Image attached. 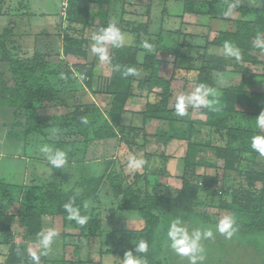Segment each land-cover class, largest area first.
I'll use <instances>...</instances> for the list:
<instances>
[{
  "label": "trees",
  "instance_id": "16d2710c",
  "mask_svg": "<svg viewBox=\"0 0 264 264\" xmlns=\"http://www.w3.org/2000/svg\"><path fill=\"white\" fill-rule=\"evenodd\" d=\"M107 1L67 0L63 19L68 24L81 27L82 30L96 32L99 28L108 25L105 17ZM88 3H94L97 8L91 18H88L86 8ZM202 5L206 6L207 3ZM189 6L187 7L186 4L184 10L188 13H195L192 9L194 5L190 3ZM250 13L247 9H239V15L234 22V31L221 32L209 43L219 50L203 57L195 83L196 86L203 83L217 94L218 111L199 108V113L206 116L208 126L222 128L224 120L221 121L218 118L221 116H231L242 124L236 129L225 130L226 137L218 145L193 141L191 139L192 125L195 122H189L186 128L174 127L175 118L168 109L173 72L164 71L166 64L155 59L152 54L145 58L146 62L150 63L148 83L152 89L158 88L160 92L155 95L154 102H146L144 111L141 113L142 121L143 123L147 121L167 123L169 129L160 128L149 135L144 128L122 126L121 118L126 113L125 106L134 92L132 88L134 75L125 76L123 72L129 67L136 69L138 49L135 45L121 48L109 47L110 62L108 63L111 65V74L95 76L92 69L93 61L88 62L93 36H83L77 42L64 44L61 49L62 55L80 61L74 66L71 74L84 77L81 80V87L85 92L89 93L90 98L104 95L110 98L111 102L107 111H102L91 101L77 103L70 107L66 114L59 116H39L32 111L36 106L58 102L59 89L56 88L54 81L58 75L55 64H48L38 55L31 58H13L3 49L0 61L8 66L11 84L6 83L3 75L0 74V107L14 110L13 116L24 120V122H15L14 127H20L22 130L10 131L8 138L23 141L33 136L34 140L40 141L41 139L42 143L67 153L66 167L73 166L78 155L88 154L89 149L97 143L112 140L116 141L118 146L123 147L122 150L125 146L126 150L136 157H138L137 151H144L143 157L146 163L142 171L129 174L126 172L128 162L126 153L128 152L124 150L118 158L99 159L106 161L104 172L97 178L85 181L86 187L74 185L70 190L62 187L61 181L58 184L55 177L52 182L50 180L46 183L48 184L46 186L24 187L0 182V246H9L0 264H33L31 259L33 251L26 246L27 240L38 238V233L43 231L42 221L55 217L62 219L63 227L69 225L74 228L78 227L72 248V254L76 260L57 261L45 255L41 256L40 264H89L90 262L80 260L83 242L90 248L98 244L104 248V252H99L102 262L105 258L119 259L126 251L131 250L134 255L146 260L147 264H168L169 262L173 264L171 261L175 259L177 264H183L182 261L186 258L179 256L171 248L168 250V263L159 258V236L164 221L158 214V208L164 199L157 190L158 187L150 190L154 184L152 185L149 180V177L172 176L177 162H181V175L179 176L181 189L177 192L174 207L186 213L190 218L183 221L191 225L187 227L189 231L194 229L193 226L202 227L194 217V209L201 206L215 208L219 213V220L226 215L233 216L235 233L264 234V155L251 148V140L254 136H264L263 129L257 127L256 123V117L264 111V47L256 46L257 38L260 44L264 45V13L259 11L254 17ZM116 26L122 33L139 35L146 32V24L140 22L137 24L128 22L121 25L116 24ZM226 41L240 50L241 59L239 61L225 56L223 45ZM157 43L159 45L155 53H175V48L162 45L160 38ZM97 58L99 59L98 56ZM117 65L120 66L119 71L114 70ZM214 72L237 73L243 78V82L238 86L217 88L212 81ZM64 73L70 74V71ZM256 77L261 78L259 83L254 82ZM144 83L146 82L140 81L138 87L143 86ZM135 91H138V88ZM174 105L175 103L173 107ZM28 110H31L30 114H27ZM82 118H86L88 122L82 123ZM212 119L213 121H210ZM49 135H53V139H49ZM173 142H180L181 157L176 156L175 153L170 155L165 153L166 148ZM210 157L213 158L212 163H209ZM79 159L83 160L82 157ZM81 160H79L80 163L83 162ZM40 161L46 162V159ZM242 163L245 164L243 169L241 168ZM197 167L213 168L223 176V179L231 174L238 175L239 179L243 180V184L232 191L222 186L217 189L214 178L208 184L205 181L199 184L201 177L195 174ZM256 183L261 184V188H256ZM14 189L18 190V194L22 191L27 198L19 206V218L24 228L23 241L19 243L13 242L10 237L16 215L9 210L6 211V208L8 209L16 198L12 195ZM207 192H211L213 198L208 196ZM102 193L115 207L117 213L136 212L143 219V227L138 230H129L123 226L113 232L119 234L118 246L113 239L109 241L108 233L103 232L101 223L91 216L94 211L91 203L95 202ZM71 198L75 199V206L79 208L81 215L89 217L83 226L67 219V213L62 206ZM85 204H87L86 208ZM202 214L199 218L204 217ZM209 218L205 217L206 224ZM64 237L66 234H63ZM123 239L125 243L122 245ZM140 239L148 244L146 253L135 252V243ZM114 246H117L116 249L119 252ZM66 248V244L62 243L59 253L65 254ZM59 253L56 258L60 257ZM205 260L206 256L198 264H206L207 260Z\"/></svg>",
  "mask_w": 264,
  "mask_h": 264
},
{
  "label": "rangeland",
  "instance_id": "374dc122",
  "mask_svg": "<svg viewBox=\"0 0 264 264\" xmlns=\"http://www.w3.org/2000/svg\"><path fill=\"white\" fill-rule=\"evenodd\" d=\"M190 3L194 5L192 9L195 13H188L184 10V6L187 4V7H190ZM200 3H207V5L203 6ZM61 5L60 0H0V54H2L4 49L13 58H31L34 55H38L48 64H55V70L58 75L54 78V81L56 88L59 89L58 102L55 104L49 103V105L42 104V106H36L32 111L39 116L64 114L75 104L81 102L89 103V101L98 105L102 111H107L110 107L111 99L104 95H97L90 98L89 93L85 92L83 87H81V76L74 73L71 74L74 66L79 64L80 61L70 56H63L61 52L64 44L77 42L83 36L92 37L96 32L82 30L81 27L73 26L64 21V11ZM232 5H235V7H231ZM86 6L88 18H91L96 13L97 8L94 3H88ZM242 8L249 10L251 16L254 17L259 11L264 13V0H141V2H138V0H108L105 5V17L108 23L115 22L121 25L122 23L128 22H132V24L140 22L146 24V32L143 34L134 35L123 33L126 38H130L131 40L125 46L135 45L138 49L136 73L132 81L134 92L126 106L127 111L125 114L126 117L123 120V126L132 125L134 127L144 128V131L149 135L160 128L169 129L167 123H163L162 125L158 122L147 123L149 122L147 121L143 123L142 121L141 113L144 111L146 102H154L156 100L155 95L160 92V89H152L148 83L150 75L148 66L150 63H147L145 58L152 54L155 59L161 60L166 64L164 71L173 72V79L170 84L171 98L168 101V109L170 110V114L175 118L174 127L186 128L189 122H195L192 125L193 133L191 139L195 142H207L210 145L220 144L226 137L225 130L241 127V122L231 116L218 117L220 118L219 120H224L222 128L208 126L206 116L201 115L199 109L195 108L187 109L188 114L184 117L177 116L173 104L181 92L189 93L196 87L195 83L199 76V68L203 57L215 50H219L209 43L221 32L234 31V22L239 15V9ZM158 38L161 39L162 45H168L170 48L174 47L175 53H155L159 45L157 43ZM145 41L153 46L151 52L146 51L142 47V43ZM90 49L88 62L93 61L92 69L94 75L109 76L112 71L111 65L108 62H101L97 58V55L92 52V46ZM67 71H70V74L64 73ZM0 74L3 75L4 81L10 85L8 66L1 61ZM260 80V77L254 78V82L256 83H259ZM140 81H145L146 83L138 87ZM212 81L217 88H227L240 85L243 82V78L233 72H214ZM137 88L138 91H135ZM30 113L31 110H28L27 114ZM132 114L138 115V118L135 119ZM13 115L14 110L0 107V181L14 186H46L48 184H43V181L47 180L42 175L37 176L34 167L26 164L19 157H14L15 155L23 156L26 153L28 157L34 159L37 156H34L35 154L33 153H40L42 143L40 142L41 139L40 141L38 139L34 140L33 136L23 141L8 138L10 131L18 132L22 130L20 127H14L15 122H24L23 118H17ZM210 121H213V119ZM262 129L264 131V128ZM52 136L49 135V139H53ZM28 140L30 145L26 147L29 143L27 142ZM68 140L70 139L68 138ZM112 146H114V141L97 143L96 146L89 149L88 154H80L78 155V159H75L76 162L74 163H77L81 160L79 158L82 157L83 160L81 161H89L87 165L65 166V168L57 169L56 178L58 184L61 181V186L66 188V190H70L74 185L76 187L82 185L86 187L87 184L84 183L85 179L82 176L84 170H86L87 174L89 173L95 176L106 165L104 163L106 162L105 160H99L98 163H91L90 160L93 157H97V159L109 157V149ZM124 150L126 149L124 148ZM180 150V142H173L166 148L165 153L167 155L175 153L176 156L181 157L182 153H179ZM136 154L139 156L138 153ZM101 155L103 156L100 157ZM42 159H45V157L40 160ZM212 162L213 158L210 157L209 163ZM27 167L29 168L27 169ZM241 168H245V164L242 163ZM126 172L131 174L135 170L126 169ZM195 174L201 177L199 184L204 181L208 184L214 178L217 189L222 186L224 189L232 191L243 184V180L241 178L239 179L238 175L231 174L223 179V176L219 175L213 168L197 167ZM176 175L178 177L181 175V170L178 169V166ZM172 177L171 179L174 181L175 178L174 176ZM52 179H54V176L48 181L51 180L50 182H52ZM149 180L152 184L155 183V177H149ZM164 180L160 179L159 181L162 182ZM178 181L172 183V188L175 189L180 186ZM23 183L26 186L22 185ZM261 186L259 183L255 184L256 188H261ZM17 191V189H14L12 192V195L16 198L14 199V203L8 209L6 208V211L9 210V212L15 214L17 217L13 223V227L16 228V242L19 243L23 241L22 235L24 232L22 231L21 233L23 227L19 222V206L27 198H25L22 191L19 194ZM103 193L95 202L91 203L94 209L91 216L101 223L103 229L106 227L108 229L119 230L123 226H126L129 230L142 228L143 219L138 213H117L115 207H113ZM207 195L210 197L213 196L211 192H207ZM210 197H208L209 200H211ZM227 197L229 198L230 195L228 194ZM171 203L175 204L174 199ZM169 206H171L169 207L170 210L172 205ZM201 213L204 215L203 218H199ZM194 214L198 224L203 227L198 228L202 231L211 229L213 232L211 238L201 240L204 249L203 255L204 257L206 256L207 260H205L206 264H264V234L234 232L233 236L226 238L224 234L219 233L216 229V224L219 221V213L215 208L198 206L194 209ZM181 215L183 216L185 214L176 213V215H172L170 220L164 219L165 228L168 229L171 223L170 221L173 218ZM207 216L210 218L206 224L204 221ZM42 222H45L43 225L44 231L51 227L55 228L58 232L52 249L47 254L48 258L56 259L57 261H75L76 257L72 254V248L73 242L75 241L74 235H76L78 227L74 228L70 225L63 227L60 217L44 219ZM184 224L186 227H191L188 223ZM193 227L197 228L195 226ZM63 234H66V237L63 238ZM107 235L109 241L114 238L113 240L116 241L114 243L118 246L119 234L113 233V236H111L108 233ZM36 240L38 243L33 245L26 244V246L31 251L39 252V240L38 238ZM62 243H65L67 246L65 254L63 255L59 253L62 248ZM123 243H125L124 239L122 245ZM117 246H114V248L119 252L116 249ZM160 247L159 258L164 262L166 261L165 246L161 245ZM90 249L92 250L89 251ZM99 252H104V248L100 247L99 244L90 248L83 242L80 260L90 262L89 264H122L121 259L123 257L115 260L105 258L102 262ZM57 253H59L58 255L60 257L56 258ZM184 258L186 259L182 263L187 264L188 258ZM167 261H169L168 258ZM175 261L176 259L171 262L177 264Z\"/></svg>",
  "mask_w": 264,
  "mask_h": 264
},
{
  "label": "clouds",
  "instance_id": "9594fccd",
  "mask_svg": "<svg viewBox=\"0 0 264 264\" xmlns=\"http://www.w3.org/2000/svg\"><path fill=\"white\" fill-rule=\"evenodd\" d=\"M231 7H235L232 5ZM92 52L96 54L101 62H110L108 55V48H121L130 43V38H126L121 32L120 28L116 26L115 22H110L106 27L99 28L93 35ZM256 46L264 47L260 44L259 38H257ZM142 47L151 52L153 46L148 42H143ZM224 54L227 57L234 58L239 61L241 59L240 50L230 42H225L223 45ZM115 71L120 70V66L117 65L114 68ZM136 70L134 68H126L123 75H134ZM84 79L83 76L80 77ZM216 92L201 83L198 84L191 92H181L175 99V114L180 117H184L188 114L189 108H207L210 111H218V100L216 99ZM211 97V98H210ZM86 118H82V123H87ZM257 127L264 128V111L256 117ZM55 132V130H53ZM251 148L261 155H264V136L256 135L251 140ZM40 152L44 155L47 164H50L52 168L62 169L68 163L67 153L61 149L53 148L50 145H44L40 148ZM146 161L142 158H138L135 155L128 157V167L132 169H140L144 166ZM46 172L51 173V168L46 167ZM63 209L67 213V219L75 221L78 225L83 226L87 223L89 217L87 215H81L78 207L75 206V199L71 198L65 204ZM87 207V204L84 205ZM235 220L233 216L226 215L221 218L216 224V229L219 233L224 234L226 238H230L236 231L234 227ZM58 236V232L55 228L49 227L46 231L38 233V240L40 245V252L33 251L31 253V259L33 264H40L41 256L47 255L51 249L55 239ZM213 232L211 229L202 231L200 228H194L191 231L185 226L180 217L173 218L167 231V242L169 247L179 256L187 257L189 264H198L199 261L204 260V249L201 244L202 239L211 238ZM148 251V244L145 240L140 239L135 243L136 253H146ZM122 264H147L146 260L141 259L138 255H134L133 251L129 250L124 253L121 259Z\"/></svg>",
  "mask_w": 264,
  "mask_h": 264
},
{
  "label": "crops",
  "instance_id": "0c3cea01",
  "mask_svg": "<svg viewBox=\"0 0 264 264\" xmlns=\"http://www.w3.org/2000/svg\"><path fill=\"white\" fill-rule=\"evenodd\" d=\"M129 102V101H128ZM128 102H127V104H126V106L128 105ZM126 106H125V110H126ZM127 111V110H126ZM67 113V112H66ZM66 113H64V114H66ZM64 114H60V115H64ZM126 114V113H125ZM123 115V117L121 118V123H122V126H123V120H124V118L126 117V115ZM132 115H134V114H132ZM49 116H51V115H49ZM56 116H59V114L58 115H56ZM138 115H134V118L136 119V118H138L137 117ZM152 122H154V121H152ZM152 122H147V123H152ZM149 125V124H148ZM163 125V124H162ZM130 126H132V125H128V126H126L127 128H129ZM132 127H134V126H132ZM160 127H163V126H160ZM162 129V128H161ZM113 141V140H112ZM27 142H29V140L27 141ZM41 143H42V141H40ZM108 142V141H107ZM24 143V142H23ZM118 143L116 142V141H114V146H112L110 149H109V153H108V156L109 157H114V158H118L119 156H120V154H121V152L122 151H124V150H122V148L123 147H120V146H118L117 145ZM24 145V144H23ZM30 145V142L26 145V147H28ZM44 145H46V144H44V143H42L41 144V147H43ZM104 146V145H103ZM124 148L125 149H127L125 146H124ZM126 152H128V153H126V154H128L127 155V157H129L130 155H133V153L132 152H130V151H126ZM41 153V152H40ZM40 153H33V154H35L34 156H37V160H36V158H30V157H28L27 155H26V153H24L23 154V156H20V155H15L14 157H19L21 160H23L26 164H29L31 167H34V171H35V173L37 174V176L38 175H42V177H44V179H46L47 181H43V184L44 183H47V182H49L48 180L52 177V176H54L55 178L57 177V173H56V168H52V166L50 165V164H47V161L45 162V161H40L39 159H41V158H43L44 157V155H41ZM137 153L139 154V158H141V157H143V154H144V151H137ZM124 154V153H123ZM1 157V156H0ZM143 160H144V157L142 158ZM88 162L89 161H83V162H77L76 164L74 163L73 164V166H76V165H87L88 164ZM90 162L91 163H98L99 162V159H97V157H95V158H93V159H91L90 160ZM29 166V167H30ZM72 166V167H73ZM144 166H145V164H144ZM144 166L142 167V168H140V169H133V170H135V172H137V171H142V169L144 168ZM177 166H178V169H180L181 168V162H177L176 163V168H175V171H174V174L172 175V176H174V181L171 179V177L172 176H168V177H155V183H154V186H152L151 188H150V190H152V188L153 189H156V187H158V191L160 192V195H162L163 196V202H162V204L160 205V207L158 208V214H159V216L161 217L162 216V219L161 220H164V219H166V220H170V218L172 217V215H176V213H184V212H180V210L178 209V208H176V207H174L175 206V204H172L171 202L173 201V199L175 200V198L177 197V192L181 189V180H180V178L176 175V171H177ZM29 167H27V169L29 168ZM46 167H48V168H51V173L49 174V173H47L46 172ZM126 169H132V168H129L128 167V162L126 163ZM104 170H105V167L104 168H102L101 169V172L99 173V174H97V175H95V176H93V175H91V174H87V172H86V170H84V172H83V174H82V176H83V178L85 179V181H87V180H90V179H93V178H97V177H99V175L102 173V172H104ZM181 170V169H180ZM40 171V172H39ZM179 171V170H178ZM173 178V177H172ZM57 179V178H56ZM160 179H165L164 181H162V182H160L159 180ZM177 180H179L178 182H179V187L178 188H172V183L173 182H177ZM0 182H2V181H0ZM22 185H25L24 183L22 184ZM153 185V184H152ZM26 186V185H25ZM169 205H172V208L169 210V207H171V206H169ZM185 215H181V216H178V217H180L181 219H182V221H184L185 219H190L189 217H188V215H186V213H184ZM15 215V214H14ZM16 218L17 217H15V220H14V222L16 221ZM20 222V225L22 226V224H21V221H19ZM171 222V221H170ZM45 224V222H42V230H43V225ZM23 227V226H22ZM141 227H143V226H141ZM21 228V227H20ZM16 228L15 227H13V225H12V227H11V235H10V237L12 238V240H13V242H16V238H17V233H16ZM102 230H103V232H107V233H110L111 234V236H113V232H115V231H117L116 229L115 230H113V229H108V228H106V227H104V229L102 228ZM22 231H24V228L23 229H21V233H22ZM44 231V230H43ZM167 231H168V229L167 228H165V224H162L161 225V230H160V236H159V246H165V255H166V263H167V258H168V250H169V244H168V242H167ZM23 234H24V232H23ZM23 236V235H22ZM114 239V238H113ZM17 243V242H16ZM36 243H38V241L36 240V239H29V240H27V244H29V245H33V244H36ZM9 248V246H0V263L3 261V259H4V256H5V253L7 252V249ZM163 249V248H162ZM160 250H161V247H160Z\"/></svg>",
  "mask_w": 264,
  "mask_h": 264
},
{
  "label": "built area",
  "instance_id": "2783aa9c",
  "mask_svg": "<svg viewBox=\"0 0 264 264\" xmlns=\"http://www.w3.org/2000/svg\"><path fill=\"white\" fill-rule=\"evenodd\" d=\"M61 6H62V10L65 12L66 9V5H67V0H61Z\"/></svg>",
  "mask_w": 264,
  "mask_h": 264
}]
</instances>
